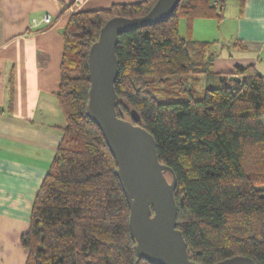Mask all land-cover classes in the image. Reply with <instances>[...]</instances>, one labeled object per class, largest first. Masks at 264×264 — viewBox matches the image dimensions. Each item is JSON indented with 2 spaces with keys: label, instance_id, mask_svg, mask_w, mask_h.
I'll return each instance as SVG.
<instances>
[{
  "label": "trees",
  "instance_id": "obj_1",
  "mask_svg": "<svg viewBox=\"0 0 264 264\" xmlns=\"http://www.w3.org/2000/svg\"><path fill=\"white\" fill-rule=\"evenodd\" d=\"M156 1L77 12L66 25L57 95L67 125L20 237L25 264H157L137 254L117 161L87 113L89 51L101 28L114 16L145 15ZM226 1L180 0L165 21L119 35L117 112L133 119L136 109L173 168L177 227L191 259L248 255L264 264V76L249 64L236 68L239 82L191 88L216 54L180 32L182 19L190 31L195 18H222Z\"/></svg>",
  "mask_w": 264,
  "mask_h": 264
},
{
  "label": "crops",
  "instance_id": "obj_2",
  "mask_svg": "<svg viewBox=\"0 0 264 264\" xmlns=\"http://www.w3.org/2000/svg\"><path fill=\"white\" fill-rule=\"evenodd\" d=\"M139 1L0 0V264H25L20 237L67 125L57 93L71 15ZM184 20L218 72L253 64L264 76V0H227L222 18H195L190 31Z\"/></svg>",
  "mask_w": 264,
  "mask_h": 264
},
{
  "label": "water",
  "instance_id": "obj_3",
  "mask_svg": "<svg viewBox=\"0 0 264 264\" xmlns=\"http://www.w3.org/2000/svg\"><path fill=\"white\" fill-rule=\"evenodd\" d=\"M180 0H157L142 16H114L101 28L89 51V101L87 113L101 128L113 153L117 173L130 205V228L139 256L157 264H202L192 260L181 229L177 227L175 197L177 177L172 167L159 159L153 134L142 126L140 114L118 115L116 80L119 35L168 19ZM224 82L241 81L238 75H221ZM172 174L169 179L167 173ZM211 264H256L248 255H235Z\"/></svg>",
  "mask_w": 264,
  "mask_h": 264
},
{
  "label": "rangeland",
  "instance_id": "obj_4",
  "mask_svg": "<svg viewBox=\"0 0 264 264\" xmlns=\"http://www.w3.org/2000/svg\"><path fill=\"white\" fill-rule=\"evenodd\" d=\"M181 34L185 36V20L184 19H182L181 21ZM205 61H207V58H205ZM203 67L207 69L208 72H206L205 74L197 75L199 80L196 83L195 82L190 83L191 88H194L195 90L202 92V93L206 90L208 86H211L213 84L212 86L217 87V86H220L222 82L221 76L218 75V71L216 70L217 68H215L216 67L215 59H212V61L210 60L207 64H204ZM164 89L169 91V95L173 94L171 93V90H173V87L167 86ZM183 95L184 94H182V96Z\"/></svg>",
  "mask_w": 264,
  "mask_h": 264
},
{
  "label": "built area",
  "instance_id": "obj_5",
  "mask_svg": "<svg viewBox=\"0 0 264 264\" xmlns=\"http://www.w3.org/2000/svg\"><path fill=\"white\" fill-rule=\"evenodd\" d=\"M44 20L46 23H49L51 21L50 15H47Z\"/></svg>",
  "mask_w": 264,
  "mask_h": 264
}]
</instances>
